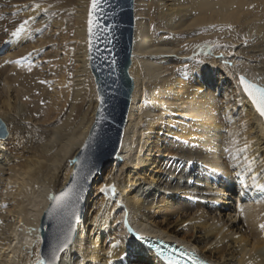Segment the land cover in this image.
Instances as JSON below:
<instances>
[{"label":"bare ground","instance_id":"6f19581e","mask_svg":"<svg viewBox=\"0 0 264 264\" xmlns=\"http://www.w3.org/2000/svg\"><path fill=\"white\" fill-rule=\"evenodd\" d=\"M146 1L156 20L149 29L133 1V89L120 150L95 177L75 239L58 264H162L141 235L184 245L212 264H264V122L237 78L264 87V0ZM13 2L29 23L18 37L12 32L21 20L10 31L6 45L16 52L0 64V121L8 133L0 140V264H35L48 197L69 181L98 106L87 57L90 0L73 6L79 47L70 92L45 101L42 78L29 71L34 55L21 45L33 43L30 25L49 6ZM22 58L27 62L17 65ZM25 97L37 100L26 106ZM53 114L62 115L53 127L28 123L43 124ZM233 138L235 148L249 145L237 159L225 151ZM109 185L115 194L100 191Z\"/></svg>","mask_w":264,"mask_h":264},{"label":"water","instance_id":"95a60500","mask_svg":"<svg viewBox=\"0 0 264 264\" xmlns=\"http://www.w3.org/2000/svg\"><path fill=\"white\" fill-rule=\"evenodd\" d=\"M90 4L91 0L86 21L87 57L99 99L93 124L73 159L74 166L70 179L61 190L72 185L73 173H76L75 183L79 200L75 201V207L78 222L75 225L72 242L76 236V226L83 219L85 200L95 177L100 174L102 168L115 160L120 150L133 89L132 79L128 73L133 39V0H100V5L93 14L91 44L88 32ZM97 24L99 27L95 26ZM252 107L255 109L253 104ZM262 120L264 122V118ZM7 135L5 125L0 121V140L5 139ZM50 207L51 202L44 210L38 228L39 251L45 255L57 242L61 230L67 227L62 216L48 215Z\"/></svg>","mask_w":264,"mask_h":264},{"label":"rangeland","instance_id":"374dc122","mask_svg":"<svg viewBox=\"0 0 264 264\" xmlns=\"http://www.w3.org/2000/svg\"><path fill=\"white\" fill-rule=\"evenodd\" d=\"M11 1L12 0H9L8 1L9 3H8L7 1L2 0L3 2L2 3L0 0V20L2 21V22L0 21L1 22L0 25L2 26V27L0 26V34H1L0 36L1 38L0 39L1 41L0 42V64L8 53H10L11 51H12L11 53L16 52V50H10L9 52L5 39L7 40L8 35L11 30H13L16 26H18V24L21 21L24 22V20L27 19L25 14H20L18 12H15L17 8L14 5L16 4L13 2L14 0L12 2ZM44 1H46L47 6H49L48 10L46 11L47 14L45 12L44 17H42L43 19L36 18L35 21L30 25V27L32 26L34 27V24L35 25L38 24L34 28L33 27L30 28L31 31L29 30L31 33L32 32L34 33L33 34L34 36L32 39L34 41L33 43L32 41L24 42L22 44L23 46L21 45V47L29 48V53L34 55V58L31 59L29 64L31 68L33 67L34 70L39 74V77L42 78L41 79L43 80L42 84L48 91L47 96L45 95V97L43 98V100L45 101L47 97L54 96V95L57 96L58 92L62 91L65 94L68 93V90L70 92V89L68 86H66V84H70V80L72 79V72H73V67L75 64L74 54L79 46L75 42V31H74V27L76 23L74 21L73 6L76 0H44ZM133 1H134L135 16L136 15L144 16L147 20L146 22L148 25L147 27L149 29H152L155 24V20H156V11H155L153 3L151 4V1H146V0H133ZM144 3H147V4L144 6L143 5ZM13 13L15 15H13ZM12 15L15 16V19L13 18ZM16 15L19 17H17ZM3 20L5 21V23ZM33 29H35L37 32ZM4 36L5 37L7 36V37L5 38ZM41 42L43 44H41L40 47H37L34 49L32 48L33 46L36 45V43L38 44ZM21 47L18 50H20ZM222 48L224 51L227 49L226 47L223 46L219 48V50H222ZM213 49L218 50V48L216 47H213L211 50ZM226 51L227 53L226 52L225 53L230 56L231 55L230 49L229 50L227 49ZM21 62L23 64L27 62V60H25V58H22ZM230 65L231 64L228 63V66ZM27 71L28 70L20 71V73L25 74ZM62 80H64L63 83H61ZM19 89L21 91H25V88L21 86H19ZM35 99L37 100V98H34V97L30 99L28 98L25 101L26 106H30L32 104V101ZM61 99L63 100V97ZM46 102L48 103V105ZM46 102L45 104H43L44 106L43 112L46 110L45 109L46 106H49V103H51L49 98L46 100ZM43 112L40 113V116L44 114ZM61 118H62V115L59 114L58 116L57 114H53L51 119L45 123L43 122V124L41 122L38 123L36 121H32V122L29 121L28 123L31 125H35L37 127H45V128L49 127L50 128V127L55 126L60 121ZM88 196H89V193H88ZM88 196L86 198L85 205H86Z\"/></svg>","mask_w":264,"mask_h":264},{"label":"snow or ice","instance_id":"6c2138e0","mask_svg":"<svg viewBox=\"0 0 264 264\" xmlns=\"http://www.w3.org/2000/svg\"><path fill=\"white\" fill-rule=\"evenodd\" d=\"M100 5V0H91L90 9H89V19H88V32H89V43L91 44V37L93 34V14L96 9ZM33 7L35 9H39L41 7L40 4H34ZM29 23V20H25L22 24H20L14 32H12V36L18 37L23 31H25V26ZM99 27V25H95ZM196 47H200L197 45ZM17 65H20L21 61H15ZM31 70V66H29V71ZM43 83V81L41 82ZM238 85L242 89L243 93L249 98L256 111L260 115L261 118H264V87L257 85L256 83L249 81L245 78L244 75H239L238 77ZM27 99V97H25ZM99 99V97H98ZM104 101L101 99V103ZM100 110L98 109V112ZM237 141L233 138L230 141L231 147L225 149L232 154L233 159H237L239 155H243L247 152L249 145L247 143L244 144L241 148H235ZM235 148V151H233ZM244 162L247 165V170L249 173L253 172L252 169V161L249 160L247 155H244ZM78 163V161H77ZM76 173H73V182L71 186L66 187L63 191H61L58 195L53 194L49 195L48 200L51 202V207L48 212L49 216L58 215L62 216L63 223L67 226L61 230L60 235L57 237V242L54 243L51 247L50 252L45 255L41 253L39 250H36V259L35 264H58L60 259V254L65 252L68 246L72 242V235L75 231L76 222H78V218L76 217V207L75 201L79 200V195L76 190L75 183ZM251 179L255 184L257 180V176L253 173L251 175ZM103 193H112L115 194V186L109 185L102 187L100 189ZM71 209V211H69ZM259 228L261 231H264V224H260ZM39 240V238H38ZM156 255L159 259H161L164 264H180V261L175 259V253L169 251H162L160 249L156 250ZM192 264H203L202 261L193 260Z\"/></svg>","mask_w":264,"mask_h":264}]
</instances>
